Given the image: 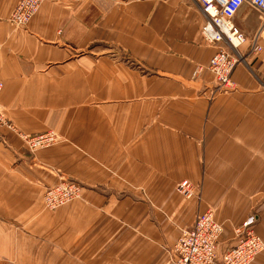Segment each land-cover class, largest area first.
<instances>
[{
    "label": "crops",
    "instance_id": "1",
    "mask_svg": "<svg viewBox=\"0 0 264 264\" xmlns=\"http://www.w3.org/2000/svg\"><path fill=\"white\" fill-rule=\"evenodd\" d=\"M18 1L0 0V113L58 142L32 154L0 123L2 264H168L208 210L224 230L220 256L250 214L264 240L256 9L234 18L247 40L237 88L225 91L197 0H47L24 27L10 20ZM63 179L82 195L49 210L44 194ZM183 180L196 187L191 200L178 195Z\"/></svg>",
    "mask_w": 264,
    "mask_h": 264
},
{
    "label": "built area",
    "instance_id": "2",
    "mask_svg": "<svg viewBox=\"0 0 264 264\" xmlns=\"http://www.w3.org/2000/svg\"><path fill=\"white\" fill-rule=\"evenodd\" d=\"M46 1L19 0L12 12L11 22L18 27L26 26ZM197 2L204 16L202 40L205 44L219 46L217 53L209 62V69L215 75L220 89L233 91L237 86L232 75L243 60L240 48L247 40L245 34L235 25L234 18L246 3L259 12L262 27L252 52L264 51V47L257 43L259 38L264 42V0H197ZM2 89L3 83L0 81V93ZM0 123L7 124L15 131L31 152L51 147L58 142L56 134L52 131L34 136L18 130L16 126L9 124L1 113ZM177 192L185 200H191L195 196V188L188 180L179 183ZM80 197L81 188L78 184L63 183L47 190L44 200L46 207L54 210ZM258 219V216L253 214L235 228V246L224 254L222 260H218L224 230L216 222L214 211H205L198 215L192 228L182 230L168 264H253L264 252V241L256 231Z\"/></svg>",
    "mask_w": 264,
    "mask_h": 264
},
{
    "label": "rangeland",
    "instance_id": "3",
    "mask_svg": "<svg viewBox=\"0 0 264 264\" xmlns=\"http://www.w3.org/2000/svg\"><path fill=\"white\" fill-rule=\"evenodd\" d=\"M47 132H49V131H47ZM53 132V131H52ZM57 136V135H56ZM49 148V147H48ZM42 150V149H41ZM39 151V150H38ZM30 153H32V154H34V153H36V152H31V151H29ZM63 183H65V184H78L79 186H80V188H81V195H82V189H83V187H82V185H80L79 183H77V182H74L73 180H71V179H63V180H61V181H59V182H57V184L56 185H54V186H52V187H50V188H47V190H49V189H52V188H54V187H56V186H58V185H60V184H63ZM194 186V185H193ZM194 188H195V193H196V187L194 186ZM46 190V191H47ZM45 195V194H44ZM181 197V196H180ZM182 198V197H181ZM183 199V198H182ZM183 200H185V199H183ZM45 201V200H44ZM45 206H46V204H45ZM61 207V206H60ZM47 208V207H46ZM59 208V207H58ZM58 208H56V209H58ZM47 209H49V208H47ZM56 209H54V210H56ZM49 210H51V209H49ZM214 214H215V212H214ZM251 215H253V214H250L249 216H251ZM248 216V217H249ZM263 240V239H262ZM264 241V240H263ZM220 253H219V251H218V260H222V258H223V256H224V254H221V256L219 255ZM0 258H1V261H0V264H2L3 262H4V258L3 257H1L0 256Z\"/></svg>",
    "mask_w": 264,
    "mask_h": 264
}]
</instances>
